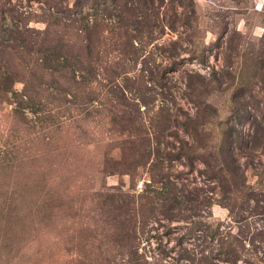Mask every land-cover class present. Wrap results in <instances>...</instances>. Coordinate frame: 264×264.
I'll list each match as a JSON object with an SVG mask.
<instances>
[{"label":"rangeland","instance_id":"obj_1","mask_svg":"<svg viewBox=\"0 0 264 264\" xmlns=\"http://www.w3.org/2000/svg\"><path fill=\"white\" fill-rule=\"evenodd\" d=\"M0 264H264V0H0Z\"/></svg>","mask_w":264,"mask_h":264}]
</instances>
